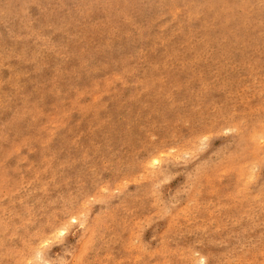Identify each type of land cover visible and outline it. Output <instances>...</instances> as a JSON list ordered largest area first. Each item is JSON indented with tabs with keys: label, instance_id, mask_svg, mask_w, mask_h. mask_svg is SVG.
Masks as SVG:
<instances>
[{
	"label": "rangeland",
	"instance_id": "obj_1",
	"mask_svg": "<svg viewBox=\"0 0 264 264\" xmlns=\"http://www.w3.org/2000/svg\"><path fill=\"white\" fill-rule=\"evenodd\" d=\"M0 264H264V0H0Z\"/></svg>",
	"mask_w": 264,
	"mask_h": 264
}]
</instances>
